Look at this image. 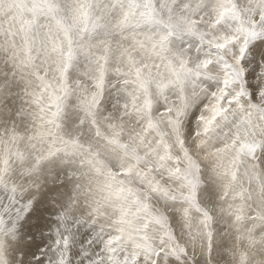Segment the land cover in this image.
Instances as JSON below:
<instances>
[{
    "label": "snow or ice",
    "instance_id": "snow-or-ice-1",
    "mask_svg": "<svg viewBox=\"0 0 264 264\" xmlns=\"http://www.w3.org/2000/svg\"><path fill=\"white\" fill-rule=\"evenodd\" d=\"M0 264H264V0H0Z\"/></svg>",
    "mask_w": 264,
    "mask_h": 264
}]
</instances>
